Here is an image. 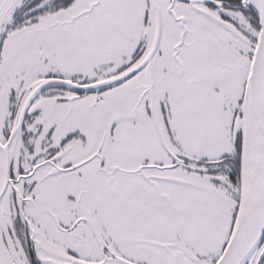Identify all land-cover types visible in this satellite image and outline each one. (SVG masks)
Here are the masks:
<instances>
[{"label":"snow or ice","instance_id":"obj_1","mask_svg":"<svg viewBox=\"0 0 264 264\" xmlns=\"http://www.w3.org/2000/svg\"><path fill=\"white\" fill-rule=\"evenodd\" d=\"M0 264H264V0H0Z\"/></svg>","mask_w":264,"mask_h":264}]
</instances>
